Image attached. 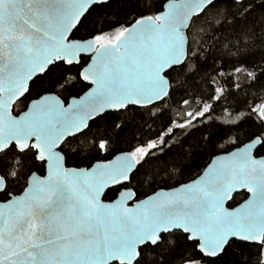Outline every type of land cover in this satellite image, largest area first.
<instances>
[{"label":"water","instance_id":"obj_1","mask_svg":"<svg viewBox=\"0 0 264 264\" xmlns=\"http://www.w3.org/2000/svg\"><path fill=\"white\" fill-rule=\"evenodd\" d=\"M109 1L0 0V154L31 147L44 164V175L32 173L20 193L0 202V264H133L141 248L174 231L208 259L230 241L263 245L260 137L213 156L193 179L141 199L125 188L142 161L132 152L89 167L66 166L62 143L91 121L166 98V74L187 58L191 22L215 0H167L160 12L98 47L92 38L72 39L87 12ZM80 57L89 58L79 75L85 92L66 105L45 93L19 115L11 113L34 79L56 63L78 65ZM259 116L264 122V103ZM5 189L0 176V193ZM240 193L245 199L231 206Z\"/></svg>","mask_w":264,"mask_h":264},{"label":"trees","instance_id":"obj_2","mask_svg":"<svg viewBox=\"0 0 264 264\" xmlns=\"http://www.w3.org/2000/svg\"><path fill=\"white\" fill-rule=\"evenodd\" d=\"M166 1L110 0L95 5L72 37L89 39L122 30L160 12ZM187 37L185 62L166 74V98L91 121L61 146L67 167H89L121 152L139 153L142 161L125 188L141 199L193 179L213 156L255 137L262 139L256 156L264 155V122L258 114L264 102V0H215L192 20ZM78 68L54 64L30 84L26 98L43 93L62 99L77 96L84 87ZM39 169L31 153L7 150L0 156V173L6 177L0 198L21 192L27 177ZM119 190L108 191L104 200H112ZM245 197L235 195L231 206ZM263 245L230 241L222 254L208 259L197 251L196 242L174 231L162 235L155 246L141 248L133 264H264Z\"/></svg>","mask_w":264,"mask_h":264},{"label":"flooded vegetation","instance_id":"obj_3","mask_svg":"<svg viewBox=\"0 0 264 264\" xmlns=\"http://www.w3.org/2000/svg\"><path fill=\"white\" fill-rule=\"evenodd\" d=\"M72 39H76V38H73V37H71ZM90 38H92V39H94V41H95V43H96V47H98V46H100V45H103L102 43H99V40H98V38H97V36H94V37H90ZM78 40H86V39H78ZM112 42H114V40L112 41ZM112 42H110V43H112ZM88 57H80V63L78 64V65H75V66H79V68H78V78L80 79V71H81V69L86 65V63L88 62ZM56 64H58V63H56ZM63 64V63H62ZM64 65V64H63ZM53 66V65H52ZM64 66H66V65H64ZM71 66V65H70ZM35 80V79H34ZM33 80V81H34ZM32 81V82H33ZM80 81H81V79H80ZM31 82V83H32ZM82 82V81H81ZM30 83V84H31ZM30 84H29V87H30ZM82 84L84 85V87H83V89H82V91L80 92V94H78L77 96H72V97H68V98H65V99H62V98H60L58 95V97L63 101V104L64 105H66L67 103H68V101L71 99V98H74V97H78L79 95H81L83 92H85L87 89H88V86L86 85V84H84L83 82H82ZM29 87H28V91H29ZM28 91H27V93H26V95L23 97V98H21L20 100H18V101H16L14 104H13V106H12V110H11V113L14 115V116H17V115H19L20 113H22L23 111H25L26 109H27V107H28V105H29V103L31 102V101H33V100H36V99H38L40 96H42L43 94H45V93H43V94H39V95H37V96H33V97H31V98H26L27 97V94H28ZM65 142V141H64ZM64 143H62V145H63ZM61 145V146H62ZM11 148H13L17 153H24V152H29V153H31L32 155H33V158H34V160H35V162L38 164V166H39V170L38 171H32L31 172V174L32 173H36L37 175H40V176H42V175H44V164L43 163H41V162H38L37 161V159H36V153L33 151V149L31 148V147H28L27 149H25V151H23V152H18L16 149H15V147L14 146H10L7 150H9V149H11ZM7 150H5L4 152H2L1 154H0V156L1 155H3ZM59 151H61V147H60V149H59ZM30 174V175H31ZM29 175V176H30ZM0 176L1 177H3L4 178V180H5V182H6V177L5 176H3L2 175V173H0ZM28 176V177H29ZM27 177V178H28ZM26 181H27V179H26ZM6 190V189H5ZM4 190V191H5ZM20 193V192H19ZM2 193H0V195H1ZM13 193H9L6 197H4V198H0V202L1 201H5L6 199H8L9 198V195H12ZM18 194V193H17ZM14 195V194H13Z\"/></svg>","mask_w":264,"mask_h":264},{"label":"rangeland","instance_id":"obj_4","mask_svg":"<svg viewBox=\"0 0 264 264\" xmlns=\"http://www.w3.org/2000/svg\"><path fill=\"white\" fill-rule=\"evenodd\" d=\"M120 32H121V29L117 28V29L111 30L105 34H102L97 38L99 40V43H102V44L110 43L119 35ZM263 103L264 102H261L258 106V114H259V109ZM135 154L138 156L140 155L139 153H135Z\"/></svg>","mask_w":264,"mask_h":264}]
</instances>
